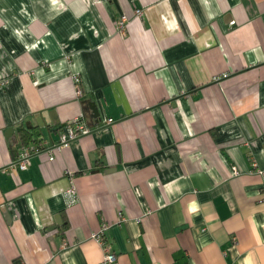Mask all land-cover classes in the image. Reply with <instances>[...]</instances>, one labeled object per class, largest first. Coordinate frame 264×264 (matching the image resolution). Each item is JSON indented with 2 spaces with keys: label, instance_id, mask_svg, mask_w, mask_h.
Here are the masks:
<instances>
[{
  "label": "crops",
  "instance_id": "0c3cea01",
  "mask_svg": "<svg viewBox=\"0 0 264 264\" xmlns=\"http://www.w3.org/2000/svg\"><path fill=\"white\" fill-rule=\"evenodd\" d=\"M104 225L118 264H264V0H0V264H101Z\"/></svg>",
  "mask_w": 264,
  "mask_h": 264
},
{
  "label": "built area",
  "instance_id": "2783aa9c",
  "mask_svg": "<svg viewBox=\"0 0 264 264\" xmlns=\"http://www.w3.org/2000/svg\"><path fill=\"white\" fill-rule=\"evenodd\" d=\"M169 1H175V0H169ZM142 11L138 10L136 11V16L141 17ZM129 19L127 17H123L120 23L118 24V30L122 33L128 29L129 26ZM75 87V94L78 99H82L85 96V90L82 85V80L79 76L74 75L72 77ZM109 123H112L113 120L110 119L108 121ZM91 132V130L86 126L84 123V117L80 116L73 121H71L64 129L62 130L60 134V139L57 144H55L51 149L46 150L43 147H24L18 157V167L20 170L24 171L27 170V168L30 165V160L33 156L40 155V154H47L49 156V160L53 161L54 153L61 152L63 149L68 148L73 141L78 139L81 136L88 135ZM256 163H254V167H256ZM260 173V171H259ZM66 174L72 175L70 171H66ZM234 175L238 176L239 172L234 169ZM64 199L66 206L68 208H71L75 206L78 202V189L74 183V180L71 181L70 187L64 192ZM110 225H104L101 227V229L96 232L92 238L97 242V244L102 248L103 251V258L101 264H118L119 258L116 255L115 252L112 251L111 247L108 246L105 241V233L107 230H109ZM67 243H64V247H66Z\"/></svg>",
  "mask_w": 264,
  "mask_h": 264
}]
</instances>
